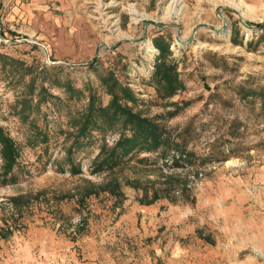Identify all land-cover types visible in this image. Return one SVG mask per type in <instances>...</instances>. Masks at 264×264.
Masks as SVG:
<instances>
[{
  "label": "rangeland",
  "instance_id": "obj_1",
  "mask_svg": "<svg viewBox=\"0 0 264 264\" xmlns=\"http://www.w3.org/2000/svg\"><path fill=\"white\" fill-rule=\"evenodd\" d=\"M157 39L184 84L166 99ZM109 74L172 144L97 173L94 133L74 175L88 99L66 87L107 106ZM0 127L20 152L6 178L0 145V264H264V0H0ZM111 182L122 199L87 196Z\"/></svg>",
  "mask_w": 264,
  "mask_h": 264
},
{
  "label": "trees",
  "instance_id": "obj_2",
  "mask_svg": "<svg viewBox=\"0 0 264 264\" xmlns=\"http://www.w3.org/2000/svg\"><path fill=\"white\" fill-rule=\"evenodd\" d=\"M154 45L159 50L160 55L153 78L159 88V97L162 99L170 98L177 91L183 89L184 84L179 79L177 66L174 63L169 64L167 62L170 45L160 39L155 40ZM101 80L102 85L112 96L107 106H104L101 99L92 90L86 96L83 91L74 88L70 84L66 87L69 99L77 101L85 97L88 99L87 105L81 111L78 110L71 114L69 122L71 127L75 129L74 133L70 134L75 139L69 157L71 160V173L74 175L81 173V165L75 163L72 155L85 147L91 146L94 133H99L104 141L100 153L94 161L97 173L113 171L141 152H158L161 148L169 147L172 144L173 138L156 119L145 117L128 106L129 103H137V98L129 88L121 86L113 74H109ZM40 93H42V90ZM30 101L27 99L24 101V105L30 103ZM40 102H42L41 99ZM24 110L23 108L18 114H22ZM118 127L121 130V138L114 148L109 149L105 144V137L108 133L118 129ZM43 138L45 143L48 142L47 136ZM0 145L3 175L8 178V175L12 174L18 165L20 152L15 141L8 137L1 127ZM173 145L177 148L176 144L173 143ZM183 155L184 152L182 151L180 159H175L174 163L178 164L182 160ZM105 191H109L111 195L120 199L124 196L118 182H111L105 187L94 189L87 196L92 194L99 195ZM159 198L158 193H155L150 203ZM18 200L14 199L13 202L17 205ZM12 233L13 231L10 227L5 229L0 226V239H7Z\"/></svg>",
  "mask_w": 264,
  "mask_h": 264
},
{
  "label": "bare ground",
  "instance_id": "obj_3",
  "mask_svg": "<svg viewBox=\"0 0 264 264\" xmlns=\"http://www.w3.org/2000/svg\"><path fill=\"white\" fill-rule=\"evenodd\" d=\"M177 2H178V1H177ZM179 3H180V2H179ZM179 3H178V4H179ZM176 4H177V3H176ZM181 4H182V3H181ZM177 6H178V5H177ZM237 6L240 7V4H237ZM240 10H241V9H240ZM226 36H227V34H226Z\"/></svg>",
  "mask_w": 264,
  "mask_h": 264
}]
</instances>
